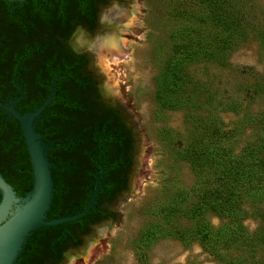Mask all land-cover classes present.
Here are the masks:
<instances>
[{
  "label": "rangeland",
  "instance_id": "1",
  "mask_svg": "<svg viewBox=\"0 0 264 264\" xmlns=\"http://www.w3.org/2000/svg\"><path fill=\"white\" fill-rule=\"evenodd\" d=\"M123 3L127 51L102 68L137 135L129 187L65 264H264V0Z\"/></svg>",
  "mask_w": 264,
  "mask_h": 264
},
{
  "label": "flooded vegetation",
  "instance_id": "2",
  "mask_svg": "<svg viewBox=\"0 0 264 264\" xmlns=\"http://www.w3.org/2000/svg\"><path fill=\"white\" fill-rule=\"evenodd\" d=\"M122 1L0 0V173L22 186L20 192L15 189L18 194L28 191L25 176L32 175L31 161L20 121L8 107L13 102L21 114L33 112L52 93V102L34 119L42 139L51 144L64 137L70 143V158L66 149L59 155L71 161L80 185L91 183V171L103 166L102 176L107 173L109 181L125 182L116 196L128 189L137 135L109 82L103 80L105 72L93 47L110 31L106 13L117 6L126 8ZM56 145L48 150L49 158ZM117 159V170L111 171ZM63 176L67 177L64 167L55 170V177ZM106 197L102 195L101 206L114 214H102L97 221V215L89 217V228L114 219L115 212L105 206ZM75 227L78 244L69 240L52 246L51 239L40 236L27 250L29 263L65 264L67 251L79 247L87 234L80 223Z\"/></svg>",
  "mask_w": 264,
  "mask_h": 264
},
{
  "label": "water",
  "instance_id": "3",
  "mask_svg": "<svg viewBox=\"0 0 264 264\" xmlns=\"http://www.w3.org/2000/svg\"><path fill=\"white\" fill-rule=\"evenodd\" d=\"M53 97L54 93L33 112L21 114L15 109L13 102L8 107V110L20 121L23 129L31 161L32 187L25 195H20L0 173V264H16L28 236L34 231L42 227L76 221L95 206L104 172L103 166L89 200L82 210L76 209L74 213L47 218L56 190L52 171L54 162L48 156V150L54 145L42 139V134L35 129L34 119L42 116V110L52 102Z\"/></svg>",
  "mask_w": 264,
  "mask_h": 264
},
{
  "label": "trees",
  "instance_id": "4",
  "mask_svg": "<svg viewBox=\"0 0 264 264\" xmlns=\"http://www.w3.org/2000/svg\"><path fill=\"white\" fill-rule=\"evenodd\" d=\"M223 15H225V16L222 19V23H225L226 21H228L230 19L231 14L226 11V14H223ZM240 19H241L240 16L237 15V21H240ZM59 140L60 141L57 140V142L52 141V143H51L53 145L57 144L56 145L57 147L53 151L50 152V155L53 153L52 156H50V159H51V161H53L55 163L54 167L52 168V171H53V177H54L56 190H55V194H54V198H53L51 207H50L49 211L47 212V218L48 219L57 217L59 215H65V214L70 213V212L74 213L77 208L82 210L86 206V204L89 200L91 191L96 184L97 174L101 170V168H97V170H95L96 172L93 171V173H92V171H91L90 175L93 176L92 182L80 185L79 184L81 182L80 174H75L74 170H72V168H74V166L72 165V163L70 165L71 161L66 159V157H61L59 155V152L62 153L66 149L67 150L66 154L69 157V153L72 151L73 147H71L70 143L67 144V141L65 140L64 137L59 139ZM205 145H207V143ZM205 149H208V148H205ZM99 154L100 153H98L97 156ZM221 154H222V160L223 161L229 160L228 159L229 153L227 150H222ZM103 157L101 159L103 161H105V158H103ZM94 161H95V158H94ZM118 165H119V159L116 160V163L113 166L115 168H113L111 171H113L114 169L117 170ZM61 167H64V170L67 172L66 178L64 176L63 177H55V170L60 169ZM252 170L253 169H250V167L248 169H243L242 173H240L239 175H240V177L245 176V178H247L248 180H251ZM23 172H26V170ZM222 172L227 175V180L231 183L230 188L226 189L225 190L226 192L223 190L222 194H226L227 192H229L230 195L229 196L220 195L219 196V202L221 204V203H223V201H225L226 203H227V201H229V203H230L229 207H230V209H233L232 207L234 206L233 205L234 202L232 199L238 193V190H236L234 187L235 186L237 187L238 182H235L232 184V182H233L232 177H233L234 173L231 171L230 168L229 169L227 168V169H225V171H222ZM235 176L238 177V181L241 185H246L243 183L241 178H239L237 172H236ZM69 177H71V178H69ZM6 179L9 181V177H7ZM25 179H26V181L28 180V182L30 184L28 187V190H30L32 187V181H31L32 175H30L26 172ZM253 179L254 178L252 176V180ZM11 184L13 185L14 189H17L18 192H20V188L22 186L19 183L13 182ZM124 186H125V182H122V180L109 181L107 179V173H105L101 179V186L99 189V193L96 197L97 198V201H96L97 204H95V207H93L86 215L82 216L81 218L77 219L76 221H72L68 224H66V223L60 224L58 226L42 227V228L34 231L30 236H28L27 242L25 243L24 248L19 255V258L16 261V264H30L29 261L27 260V250L32 249L31 248L32 243L40 236L51 239V245L52 246H56V245L64 246V245H66V243L69 240L74 241L75 244H78L80 242V240H79V236L75 232V229H76L75 226L80 223L81 226L83 227L82 233H87L90 229L87 225V221L90 220L89 217H91V216L94 217L95 215H97V219H94L95 221H97L100 219L99 217L102 214L104 216H106L108 214H110L112 216V214H114L113 212L108 213L101 206V204H103V202H104L102 195H106L107 196L106 199H108V201H110L116 196V194L121 189L124 188ZM80 190H82V193H81V196L78 197L77 192ZM25 194H26V192L20 193V195H25ZM0 200H1V195H0Z\"/></svg>",
  "mask_w": 264,
  "mask_h": 264
},
{
  "label": "bare ground",
  "instance_id": "5",
  "mask_svg": "<svg viewBox=\"0 0 264 264\" xmlns=\"http://www.w3.org/2000/svg\"><path fill=\"white\" fill-rule=\"evenodd\" d=\"M138 6L139 5L137 4L136 7L138 8ZM120 7L121 6L114 7L106 13L105 21L108 24L110 31L106 33V35H104L102 38H98V40L93 45L94 49L99 54L101 66L105 70H109V66H108L109 55H113L114 53L122 55V54H125L127 51L125 39L121 38L118 35L119 33H115L112 30L122 26V23L125 20L127 21L128 25H132L134 23V19L136 18L135 11H134L136 8L130 11L131 12V15H130L129 11L125 10V8H120ZM106 233L107 231L105 228L102 229V231L100 232L101 236H104ZM92 246L89 248L88 257L84 259V262L86 263L89 262L91 252H93L92 250H94L95 248L94 246L93 247Z\"/></svg>",
  "mask_w": 264,
  "mask_h": 264
}]
</instances>
